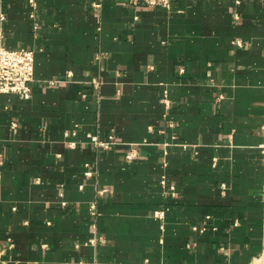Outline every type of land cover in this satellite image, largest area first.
Segmentation results:
<instances>
[{"label":"crops","instance_id":"obj_1","mask_svg":"<svg viewBox=\"0 0 264 264\" xmlns=\"http://www.w3.org/2000/svg\"><path fill=\"white\" fill-rule=\"evenodd\" d=\"M94 1L0 0V264L263 259L264 0Z\"/></svg>","mask_w":264,"mask_h":264},{"label":"built area","instance_id":"obj_2","mask_svg":"<svg viewBox=\"0 0 264 264\" xmlns=\"http://www.w3.org/2000/svg\"><path fill=\"white\" fill-rule=\"evenodd\" d=\"M103 1L96 0L93 2V7L101 9ZM132 3L143 2L145 5L152 7H169L172 0H130ZM32 9V17L37 8V0H28ZM238 46H242L241 41L236 42ZM35 53L27 49L10 50L4 47L0 48V93H13L18 95L22 99H29L32 95V83L35 80ZM72 76L69 73V77ZM51 84H54L52 82ZM98 85V83H97ZM264 132V125H263ZM92 143L97 147L108 148V144L99 140L100 137L89 135ZM262 154L264 156V142L261 146ZM136 154L132 153L127 156V160L131 161ZM162 185H166V181L163 178ZM92 210L96 208L95 204L92 205ZM156 216L160 219H164L165 211L156 212ZM208 219H211L209 216ZM196 229V228H195ZM197 230V229H196ZM199 230V229H198ZM201 231H205L202 229Z\"/></svg>","mask_w":264,"mask_h":264},{"label":"rangeland","instance_id":"obj_3","mask_svg":"<svg viewBox=\"0 0 264 264\" xmlns=\"http://www.w3.org/2000/svg\"><path fill=\"white\" fill-rule=\"evenodd\" d=\"M254 264H264V260H262V261H259L258 263H257V262H255Z\"/></svg>","mask_w":264,"mask_h":264},{"label":"bare ground","instance_id":"obj_4","mask_svg":"<svg viewBox=\"0 0 264 264\" xmlns=\"http://www.w3.org/2000/svg\"><path fill=\"white\" fill-rule=\"evenodd\" d=\"M262 260H264V258H263V259H260L259 261H262ZM259 261H258V262H259ZM258 262H257V263H258Z\"/></svg>","mask_w":264,"mask_h":264}]
</instances>
